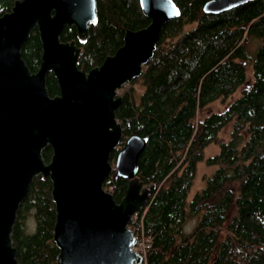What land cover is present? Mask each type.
<instances>
[{
  "label": "trees",
  "instance_id": "1",
  "mask_svg": "<svg viewBox=\"0 0 264 264\" xmlns=\"http://www.w3.org/2000/svg\"><path fill=\"white\" fill-rule=\"evenodd\" d=\"M15 1L0 0V16ZM172 1L179 16L164 23L152 56L131 80H138L143 90L137 95L133 87L125 90L115 109L121 144L132 133L147 137L136 175L142 185L154 188L136 219L128 222L136 238L142 232L150 240L139 264H263L264 0L218 14L203 12L207 0ZM96 15L86 35L79 37L74 25H66L59 36L74 43L76 64L85 71L115 52L126 29H140L150 21L139 0H96ZM251 39L258 40L254 50ZM21 56L31 72L38 69L37 27L23 43ZM45 84L50 96L59 93L51 71ZM215 101L224 109L207 112ZM227 124L230 135L219 142V131ZM217 142L218 152L204 157V148ZM41 155L46 163L50 160L49 145ZM115 155L116 150L110 161ZM200 161L216 168L189 199ZM127 184L115 171L103 181L116 203ZM192 218L195 225L186 233L184 225ZM54 223L51 181L36 174L10 233L19 264L56 261Z\"/></svg>",
  "mask_w": 264,
  "mask_h": 264
},
{
  "label": "water",
  "instance_id": "2",
  "mask_svg": "<svg viewBox=\"0 0 264 264\" xmlns=\"http://www.w3.org/2000/svg\"><path fill=\"white\" fill-rule=\"evenodd\" d=\"M253 0H207L202 10L218 14ZM149 23L126 29L123 43L102 63L85 71L78 49L59 36L74 25L79 37L96 21V0H16L0 16V264H19L10 233L16 211L36 174L51 181L55 206L53 264H139L136 237L128 227L154 185L137 177L147 137L128 135L115 118L117 89L141 73L165 22L179 16L172 0H139ZM41 42L40 64L31 72L21 47L32 28ZM59 93L50 96L46 74ZM52 150L46 163L42 149ZM116 150L113 166L110 154ZM115 171L128 179L120 202L102 187ZM264 264V263H263Z\"/></svg>",
  "mask_w": 264,
  "mask_h": 264
},
{
  "label": "rangeland",
  "instance_id": "3",
  "mask_svg": "<svg viewBox=\"0 0 264 264\" xmlns=\"http://www.w3.org/2000/svg\"><path fill=\"white\" fill-rule=\"evenodd\" d=\"M258 45V40L257 39H251L249 40V48L254 50L256 48V46ZM251 71L250 68H247V78H251ZM130 87L134 88L135 94H139L143 88L141 83L138 80L135 81H128L126 84L122 85L119 89H117L116 91V95H121L125 90L129 89ZM239 93V90L235 93V95H237ZM224 109V105H222L220 102L215 101L211 104L208 105V107L206 108L207 112L210 111H221ZM230 130H231V124H227L224 128H222L219 131V142L221 141H226L230 135ZM219 142L217 143H210L209 145H207L204 148V157H208V156H212L214 154H216L219 150ZM123 146V144L119 143L117 145V149L121 148ZM111 165L113 166L114 161H110ZM215 166L213 165H207L205 163V161H200L197 164V172H196V176L194 179V183L191 186L189 192H188V198H192L193 195L199 191L204 185H205V177L209 176L210 174H212L215 170ZM102 187L105 191L109 192V189H105V187L102 184ZM196 222V218H192L190 220H188L186 222V224L184 225V232L188 233L190 232ZM27 231H32V226L29 225V227L27 228ZM139 236V234H138ZM137 236V240H140ZM139 242V241H138ZM138 247H140V245H137Z\"/></svg>",
  "mask_w": 264,
  "mask_h": 264
},
{
  "label": "built area",
  "instance_id": "4",
  "mask_svg": "<svg viewBox=\"0 0 264 264\" xmlns=\"http://www.w3.org/2000/svg\"><path fill=\"white\" fill-rule=\"evenodd\" d=\"M132 221H134L136 219V214L134 213L131 218ZM140 240L136 239V242L133 246V249L137 252H139L142 255V262L144 260V254H145V248L149 245V238H145V236L142 234V232H140L139 237ZM139 241V242H138ZM137 245H140V247H138Z\"/></svg>",
  "mask_w": 264,
  "mask_h": 264
},
{
  "label": "bare ground",
  "instance_id": "5",
  "mask_svg": "<svg viewBox=\"0 0 264 264\" xmlns=\"http://www.w3.org/2000/svg\"><path fill=\"white\" fill-rule=\"evenodd\" d=\"M230 10V9H229Z\"/></svg>",
  "mask_w": 264,
  "mask_h": 264
}]
</instances>
